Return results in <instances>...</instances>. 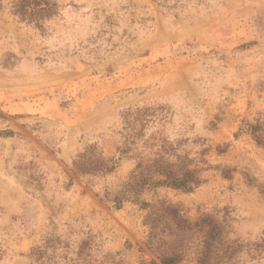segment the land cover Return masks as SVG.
Segmentation results:
<instances>
[{"label": "rangeland", "instance_id": "obj_1", "mask_svg": "<svg viewBox=\"0 0 264 264\" xmlns=\"http://www.w3.org/2000/svg\"><path fill=\"white\" fill-rule=\"evenodd\" d=\"M21 1L0 0V264L157 259L161 201L247 244L232 264H264V146L245 129L264 123V0ZM93 153L118 167L74 173ZM140 162L203 182L125 191ZM190 240L180 264H199Z\"/></svg>", "mask_w": 264, "mask_h": 264}, {"label": "trees", "instance_id": "obj_2", "mask_svg": "<svg viewBox=\"0 0 264 264\" xmlns=\"http://www.w3.org/2000/svg\"><path fill=\"white\" fill-rule=\"evenodd\" d=\"M54 5L51 0H22L17 5V12L50 14ZM245 129L258 145L264 146L263 122H246ZM243 130L242 128L241 131ZM219 151L224 152L223 150ZM118 165V158H107L101 154L93 153L88 156H80L74 162L73 172L76 174L107 175L115 171ZM143 165L140 162L133 170L125 191H132L139 195L144 190L171 187L191 192L203 182L201 171L197 168L176 169L174 165L169 163H154L155 169L147 170V166L151 165ZM224 176L231 178L226 170ZM141 180L144 181L141 182ZM144 204L149 205L148 202H144ZM158 206L159 212L175 229V233L169 234L173 247L169 252L158 251L157 259H152L143 264H180L188 253L192 238L201 241V249L197 258L199 264H232V261L247 245L239 240L227 238L224 224L211 214H202L199 218L191 220L182 214L178 205L161 201ZM253 244L257 247L263 246L261 243Z\"/></svg>", "mask_w": 264, "mask_h": 264}]
</instances>
